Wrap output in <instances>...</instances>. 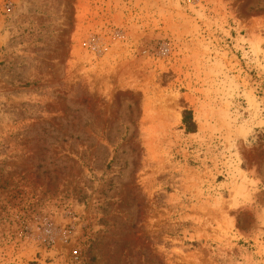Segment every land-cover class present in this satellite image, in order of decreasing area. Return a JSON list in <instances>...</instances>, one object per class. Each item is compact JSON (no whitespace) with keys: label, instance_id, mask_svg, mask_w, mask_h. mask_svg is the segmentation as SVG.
<instances>
[{"label":"rangeland","instance_id":"374dc122","mask_svg":"<svg viewBox=\"0 0 264 264\" xmlns=\"http://www.w3.org/2000/svg\"><path fill=\"white\" fill-rule=\"evenodd\" d=\"M0 264H264V0H0Z\"/></svg>","mask_w":264,"mask_h":264},{"label":"trees","instance_id":"16d2710c","mask_svg":"<svg viewBox=\"0 0 264 264\" xmlns=\"http://www.w3.org/2000/svg\"><path fill=\"white\" fill-rule=\"evenodd\" d=\"M182 123L185 127V130L188 132H193L195 130V123L192 120V115L190 110H184L182 112Z\"/></svg>","mask_w":264,"mask_h":264},{"label":"built area","instance_id":"2783aa9c","mask_svg":"<svg viewBox=\"0 0 264 264\" xmlns=\"http://www.w3.org/2000/svg\"><path fill=\"white\" fill-rule=\"evenodd\" d=\"M67 232H69V231H67ZM72 255H73L74 257H77V256H78V254H77V250H74V251L72 252Z\"/></svg>","mask_w":264,"mask_h":264}]
</instances>
